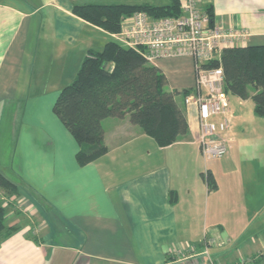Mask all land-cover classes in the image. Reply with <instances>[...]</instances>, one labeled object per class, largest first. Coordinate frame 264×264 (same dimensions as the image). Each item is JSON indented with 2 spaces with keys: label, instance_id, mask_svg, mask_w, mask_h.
<instances>
[{
  "label": "crops",
  "instance_id": "0c3cea01",
  "mask_svg": "<svg viewBox=\"0 0 264 264\" xmlns=\"http://www.w3.org/2000/svg\"><path fill=\"white\" fill-rule=\"evenodd\" d=\"M77 4L101 3L0 0V172L17 186L5 214L15 231L0 241V264H264V118L250 97H228L229 150L221 159L202 158L197 109L179 97L188 133L177 143L159 147L127 118H108L107 154L78 165L79 146L52 110L64 87L53 79L113 38L74 15ZM200 6L211 8L213 25L248 34L237 46L264 45V0ZM149 63L169 90L192 91L191 58ZM124 146L125 176L108 169L112 149ZM0 198L8 196L0 190Z\"/></svg>",
  "mask_w": 264,
  "mask_h": 264
},
{
  "label": "trees",
  "instance_id": "16d2710c",
  "mask_svg": "<svg viewBox=\"0 0 264 264\" xmlns=\"http://www.w3.org/2000/svg\"><path fill=\"white\" fill-rule=\"evenodd\" d=\"M205 11L210 17L209 24L213 25L211 8L206 7ZM72 12L115 34L121 31L124 20L136 12H145L157 19L178 17L181 11L180 0H171L166 6L77 4ZM204 66H221L227 97L241 100L250 97L255 114L264 118V45L224 48L218 59ZM190 93L189 89L169 90L166 76L149 63L143 48L127 47L112 39L101 50L86 52L72 82L59 91L52 110L79 146L75 155L78 165L85 166L108 152L103 143L102 124L108 118H127L159 147L177 143L188 133L186 116L177 99L180 97L183 102ZM205 181L209 190L217 188L211 173L205 174ZM0 190L8 198H13L17 190L16 184L2 172ZM8 206L0 198V241L15 231L5 220Z\"/></svg>",
  "mask_w": 264,
  "mask_h": 264
},
{
  "label": "built area",
  "instance_id": "2783aa9c",
  "mask_svg": "<svg viewBox=\"0 0 264 264\" xmlns=\"http://www.w3.org/2000/svg\"><path fill=\"white\" fill-rule=\"evenodd\" d=\"M180 11L178 17L157 19L136 12L124 20L120 32L111 36L127 47L143 48L148 61L178 57L193 60L195 85L183 98V104L197 109V145L202 158L221 159L229 150V139L224 137L231 121L229 100L223 88L221 66L204 65L218 59L223 48L243 44L248 34L210 25V17L201 8L200 0H180ZM11 201L3 199V205L8 206Z\"/></svg>",
  "mask_w": 264,
  "mask_h": 264
},
{
  "label": "rangeland",
  "instance_id": "374dc122",
  "mask_svg": "<svg viewBox=\"0 0 264 264\" xmlns=\"http://www.w3.org/2000/svg\"><path fill=\"white\" fill-rule=\"evenodd\" d=\"M91 2L93 3H101V4H115V3H120V2H124V0H91ZM41 26V25H40ZM48 30V29H46ZM39 32V31H38ZM42 37H45L46 39H49L52 37V35H42ZM93 37L96 38V35H94V32H93ZM68 43L70 42H67L66 45H65V49L66 51L73 53L75 49V47H71ZM48 44H51L48 43ZM72 45V43H71ZM96 48H98L100 50V48H102L101 46L102 45H98V43L96 45ZM100 46V47H99ZM50 49L49 51L51 52L52 55H54L55 51H56V47L54 48V46L51 44L48 46ZM78 47V46H76ZM81 52L84 54L85 52V49H83V47L81 48ZM41 55V54H40ZM84 56V55H83ZM78 68V67H77ZM78 69H76V65L75 66H72V68H70V66L68 65L64 71V77H63V80L59 81V79L55 78L53 79V85H56L58 86L57 84H59V86L63 85V86H66L68 84H70L76 74V71ZM57 74L56 73H53L51 78L56 76ZM50 91H54L55 88H50L49 89ZM125 146L124 147H118L117 149H112V153H111V156H110V160H113L115 163H113V166L110 164H108V169L110 171H112L113 173H121L122 175L125 176V172H121V171H124L122 168H121V164L122 163H125ZM106 159V158H104ZM108 159V158H107ZM119 160H121L120 162H118Z\"/></svg>",
  "mask_w": 264,
  "mask_h": 264
},
{
  "label": "bare ground",
  "instance_id": "6f19581e",
  "mask_svg": "<svg viewBox=\"0 0 264 264\" xmlns=\"http://www.w3.org/2000/svg\"><path fill=\"white\" fill-rule=\"evenodd\" d=\"M224 49V48H223Z\"/></svg>",
  "mask_w": 264,
  "mask_h": 264
}]
</instances>
